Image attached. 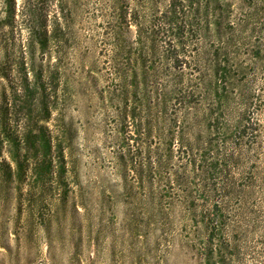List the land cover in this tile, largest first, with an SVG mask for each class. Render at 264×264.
Returning <instances> with one entry per match:
<instances>
[{
	"label": "rangeland",
	"instance_id": "374dc122",
	"mask_svg": "<svg viewBox=\"0 0 264 264\" xmlns=\"http://www.w3.org/2000/svg\"><path fill=\"white\" fill-rule=\"evenodd\" d=\"M200 1L0 0V264H264V0Z\"/></svg>",
	"mask_w": 264,
	"mask_h": 264
},
{
	"label": "trees",
	"instance_id": "16d2710c",
	"mask_svg": "<svg viewBox=\"0 0 264 264\" xmlns=\"http://www.w3.org/2000/svg\"><path fill=\"white\" fill-rule=\"evenodd\" d=\"M183 2L186 4V6H184V7L191 9L195 15L201 14L200 10L202 9L203 4L201 3L200 0H183Z\"/></svg>",
	"mask_w": 264,
	"mask_h": 264
}]
</instances>
